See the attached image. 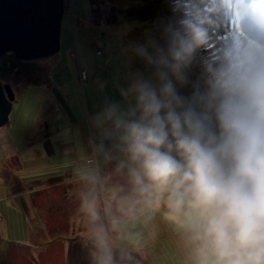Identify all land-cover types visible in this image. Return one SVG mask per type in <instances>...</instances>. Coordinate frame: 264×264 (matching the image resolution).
<instances>
[{"label": "clouds", "instance_id": "9594fccd", "mask_svg": "<svg viewBox=\"0 0 264 264\" xmlns=\"http://www.w3.org/2000/svg\"><path fill=\"white\" fill-rule=\"evenodd\" d=\"M167 2L171 16L131 46L143 71L91 121L92 156L116 160L130 193L114 186L102 205L92 162L74 170L85 246L92 264H117V241L140 252L131 229L162 213L182 264H264V0Z\"/></svg>", "mask_w": 264, "mask_h": 264}, {"label": "rangeland", "instance_id": "374dc122", "mask_svg": "<svg viewBox=\"0 0 264 264\" xmlns=\"http://www.w3.org/2000/svg\"><path fill=\"white\" fill-rule=\"evenodd\" d=\"M146 6L152 13L142 20ZM169 16L167 0H65L59 51L29 61L12 54L17 62L2 66L1 82L11 85L14 97L9 124L0 127V164L7 166L11 154L38 156L41 145L48 155L29 165L26 159L17 166L9 163L11 186L7 170L0 172V264H92L91 245L85 246L84 239L87 223L79 212V192L86 189L74 170L92 162L104 182L102 205L114 186L123 188L120 195L130 193L116 160L92 156L89 144L96 130L91 121L106 103L121 102L119 90L127 78L143 71L132 44ZM224 38L213 41L210 55H216V43ZM10 57L5 53L0 60ZM30 182L42 186L27 194ZM21 189L25 194L16 195ZM131 231L141 234L144 246L135 252L117 241V264H182L180 238L162 213ZM120 247L131 252L132 260L120 259Z\"/></svg>", "mask_w": 264, "mask_h": 264}, {"label": "water", "instance_id": "95a60500", "mask_svg": "<svg viewBox=\"0 0 264 264\" xmlns=\"http://www.w3.org/2000/svg\"><path fill=\"white\" fill-rule=\"evenodd\" d=\"M65 0H0V59H42L60 49ZM2 64L0 60V72ZM14 92L0 78V127L8 124Z\"/></svg>", "mask_w": 264, "mask_h": 264}, {"label": "crops", "instance_id": "0c3cea01", "mask_svg": "<svg viewBox=\"0 0 264 264\" xmlns=\"http://www.w3.org/2000/svg\"><path fill=\"white\" fill-rule=\"evenodd\" d=\"M98 51V50H97ZM102 54V53H101ZM11 110H12V108H11ZM11 114H9V116H10ZM8 124H9V122H8ZM7 125V124H6ZM12 138H13V135H12ZM41 147H42V150H41V154L40 155H38V156H33L32 157V155H30V159H29V156H27V155H25V156H23V159H26L25 161H24V163H27V165H29L31 162H42L43 160H44V158L48 155L47 154V152L45 151V149H44V147L41 145ZM30 148V147H29ZM49 150V149H48ZM25 152H27V150L25 151ZM51 152H53V149L51 150ZM19 153H20V151H19ZM42 153H44V155H42ZM49 153V152H48ZM17 154V153H16ZM20 159H22V158H20L19 157V155H12L11 154V156H9L8 155V160H6V161H8L9 163H16V164H14L15 166H17L19 163V161H20ZM22 159V160H23ZM9 163L7 164V166H5V162H3L2 164H0V172H1V175H2V171H6L7 170V173H9V182L7 183V181L5 180V179H3V180H5V182L7 183V185L8 186H11V183H10V180H11V178H10V172H9ZM11 167V166H10ZM12 173V172H11ZM2 180V181H3ZM40 182H43V181H41L40 180ZM40 182L39 183H37V182H30V183H28L27 185H30V189L31 190H27L28 192H27V194H29V193H33L35 190H33V188H36V189H39V188H41V184H40ZM24 186H26V185H24ZM15 187L16 186H14V184H13V193L15 192ZM17 192V191H16ZM21 193H24V192H22V189H21V192H17V194L16 195H21ZM15 194V193H14ZM25 194V193H24ZM15 197V196H14ZM1 219L4 221V219L0 216V222H1Z\"/></svg>", "mask_w": 264, "mask_h": 264}, {"label": "trees", "instance_id": "16d2710c", "mask_svg": "<svg viewBox=\"0 0 264 264\" xmlns=\"http://www.w3.org/2000/svg\"><path fill=\"white\" fill-rule=\"evenodd\" d=\"M138 11H140V9H138V7H136ZM151 6H146L144 9H142L140 12L143 13V16L141 17L142 20H145L147 17L149 16V13H152V10L150 9ZM146 15V16H145ZM11 57L9 59H3L1 61L2 66L5 68V66H9L11 63L14 64L13 62H17L13 59L12 54H10Z\"/></svg>", "mask_w": 264, "mask_h": 264}]
</instances>
